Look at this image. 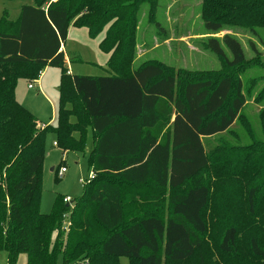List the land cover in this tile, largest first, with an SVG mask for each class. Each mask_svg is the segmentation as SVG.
<instances>
[{
	"label": "trees",
	"instance_id": "16d2710c",
	"mask_svg": "<svg viewBox=\"0 0 264 264\" xmlns=\"http://www.w3.org/2000/svg\"><path fill=\"white\" fill-rule=\"evenodd\" d=\"M143 6L151 22L157 0H36V6H22L15 21L1 14L0 253L6 264H17L21 254L25 264H57L59 258L61 264H120L119 258L129 264H195L210 201L204 173L210 158L226 148L209 142L249 121L244 108L250 89L240 76L176 77L156 63L133 69ZM202 17L209 32L237 24L264 33V0H203ZM70 24L91 39L104 31L99 49L109 55L110 76H71L64 68ZM258 40L264 46V38ZM206 47L229 67L245 64L240 43L230 35L209 38ZM46 68L61 75L56 125L42 129L17 103L15 87L20 77L33 85ZM259 116L264 121V110ZM88 128L95 144L88 160L93 179L71 211L61 198L51 214H42L45 135L55 134L63 151H80ZM166 190L176 193L163 218L157 213ZM234 240V227H228L221 250L229 252ZM251 251L264 257L254 239Z\"/></svg>",
	"mask_w": 264,
	"mask_h": 264
},
{
	"label": "rangeland",
	"instance_id": "374dc122",
	"mask_svg": "<svg viewBox=\"0 0 264 264\" xmlns=\"http://www.w3.org/2000/svg\"><path fill=\"white\" fill-rule=\"evenodd\" d=\"M202 3L203 0H157L151 22L147 20V6L141 7L132 68L156 63L176 77L228 76L235 80L240 76L244 87L250 89V100L244 108L249 121L242 119L229 133L209 142L210 146L221 142L226 148L210 158L204 173V181L210 190V201L203 215L207 230L194 261L195 264H264V257L255 256L251 251L252 239L264 250V121L259 116L264 110V68H261L264 46L258 40L264 38V33L256 31L254 34L251 28L237 24H225L220 31L209 32L204 28ZM24 5L36 6V0H0V16L6 11L10 20L15 21ZM72 25L62 46L64 68L71 76H110L109 55L99 49L104 31L91 39L85 29ZM224 35H230L240 43L244 65L229 67L207 49L209 38L221 40ZM222 48L230 58L229 52ZM60 75L59 69L42 70L37 82L33 83V90L28 89L31 83L27 79H17L15 99L38 120L42 129L56 125ZM257 96H260V102ZM74 137L79 141V135ZM82 144L80 151H63L55 134L45 135L39 189L42 214H51L61 198L70 200L71 211L73 204L83 197L86 181L92 174L88 165L95 146L91 129H86ZM61 168L66 169L63 176L58 172ZM175 193L164 192L157 215L167 217V201ZM250 195H253L251 204ZM139 210L149 213L140 207ZM70 211L63 218V227L70 223ZM228 227H234L235 240L230 251L224 252L220 244ZM25 260V255L21 254L17 264H25ZM119 263L129 264V261L119 258ZM0 264H6L2 253ZM57 264H61V258Z\"/></svg>",
	"mask_w": 264,
	"mask_h": 264
},
{
	"label": "built area",
	"instance_id": "2783aa9c",
	"mask_svg": "<svg viewBox=\"0 0 264 264\" xmlns=\"http://www.w3.org/2000/svg\"><path fill=\"white\" fill-rule=\"evenodd\" d=\"M68 73H69V70H68ZM28 89L29 90H33L34 86L31 84V85L28 86ZM58 172H59L60 176H63L66 173V169L65 168H61ZM91 179H93V174H91V177L88 179V181L91 180ZM88 181H86V182H88ZM64 202H66L67 204H71V202H70V200L68 198H65Z\"/></svg>",
	"mask_w": 264,
	"mask_h": 264
},
{
	"label": "crops",
	"instance_id": "0c3cea01",
	"mask_svg": "<svg viewBox=\"0 0 264 264\" xmlns=\"http://www.w3.org/2000/svg\"><path fill=\"white\" fill-rule=\"evenodd\" d=\"M63 51V50H62ZM64 52V51H63ZM70 73V72H69ZM42 127V126H41ZM53 171V170H52Z\"/></svg>",
	"mask_w": 264,
	"mask_h": 264
},
{
	"label": "water",
	"instance_id": "95a60500",
	"mask_svg": "<svg viewBox=\"0 0 264 264\" xmlns=\"http://www.w3.org/2000/svg\"><path fill=\"white\" fill-rule=\"evenodd\" d=\"M66 207H68V204L66 205Z\"/></svg>",
	"mask_w": 264,
	"mask_h": 264
}]
</instances>
